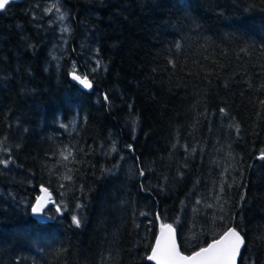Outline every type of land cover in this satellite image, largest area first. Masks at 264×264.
Returning a JSON list of instances; mask_svg holds the SVG:
<instances>
[{
    "label": "trees",
    "instance_id": "trees-1",
    "mask_svg": "<svg viewBox=\"0 0 264 264\" xmlns=\"http://www.w3.org/2000/svg\"><path fill=\"white\" fill-rule=\"evenodd\" d=\"M261 101L264 0L10 4L0 264H152L158 221L185 254L236 228L238 264H264ZM42 188L51 222L32 215Z\"/></svg>",
    "mask_w": 264,
    "mask_h": 264
},
{
    "label": "snow or ice",
    "instance_id": "snow-or-ice-1",
    "mask_svg": "<svg viewBox=\"0 0 264 264\" xmlns=\"http://www.w3.org/2000/svg\"><path fill=\"white\" fill-rule=\"evenodd\" d=\"M10 2L11 0H0V10H4ZM45 11L50 12L51 9H46ZM61 19H63V16H61ZM62 31H68V29L64 28ZM72 79L78 81L85 87H92L86 75L84 78H81L73 71ZM104 99L107 100V96ZM261 103H264V101H261ZM221 112H224V109H221ZM238 132L239 128L237 127ZM0 151L10 152V149L0 144ZM260 159L264 160V153L261 154ZM10 163H12L11 159H0V165L7 167ZM140 174L143 175V170H141ZM65 178L71 180V176ZM43 190L47 191V189ZM56 209L59 212L60 205H56ZM40 211L41 205L38 202L32 207V212L39 213ZM72 222L77 227L81 224L79 217L75 215L72 217ZM166 228L167 232L162 233V236L156 239L155 246L151 249V255L147 256L148 260H153L156 264H237V256L240 254L241 248L245 245L244 237L240 231L236 228H229L221 239L214 241L205 248H201L191 256H182L177 250L175 243V229L171 225H167Z\"/></svg>",
    "mask_w": 264,
    "mask_h": 264
},
{
    "label": "water",
    "instance_id": "water-1",
    "mask_svg": "<svg viewBox=\"0 0 264 264\" xmlns=\"http://www.w3.org/2000/svg\"><path fill=\"white\" fill-rule=\"evenodd\" d=\"M21 1H23V0H11V2L5 7V9L10 5V4H12V3H18V2H21ZM4 9V10H5ZM4 10H0V12H2V11H4ZM76 73V72H75ZM76 75H79L78 73H76ZM69 78H70V80L73 82V83H76L77 85H79V88H81V89H87V87H85L84 85H82V84H80L78 81H75V80H73L72 79V73L69 75ZM81 78H84V77H81ZM90 82V81H89ZM43 189H46V188H42L41 189V193H40V196L38 197V199H37V201L35 202V204H34V206L39 202V204L41 205V211L39 212V213H33L32 212V215H33V217L36 219V220H38L39 222H51L52 221V218L48 215V214H46V211H47V209L51 206V204H52V197H51V194H50V192H49V190L47 189V191H44ZM167 225H171L170 224V222H166V223H161V222H159L158 221V226H157V230H156V236H155V238H154V242L152 243V247H151V249L155 246V242H156V239L157 238H159V237H161L162 236V233H166L167 232V228H166V226ZM172 226V228L173 229H175V227L173 226V225H171ZM229 228H233V227H228V229ZM228 229H225L224 230V232L221 234V235H219V236H217L215 239H213V240H211V241H208V243H206L203 247H201V248H205V247H207L209 244H211V243H213L214 241H217V240H219V239H221L222 237H223V235H224V233H226L227 231H228ZM176 230V229H175ZM242 235V234H241ZM174 239H175V243H176V246H177V250L179 251V253L182 255V256H191L194 252H197V251H199L201 248H199V249H195V250H193L192 251V253H190V254H185V253H183V251H181L180 250V247H179V245H177V243H178V241H177V234L174 232ZM243 248V247H242ZM242 248H241V250H242ZM240 253H241V251H240ZM149 255H151V250H150V253H149ZM149 255H147V256H149ZM239 256L240 255H238L237 256V264H238V259H239ZM146 259H147V257H146ZM149 262H151L152 264H156V262L155 261H153V260H148Z\"/></svg>",
    "mask_w": 264,
    "mask_h": 264
}]
</instances>
